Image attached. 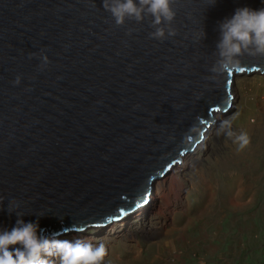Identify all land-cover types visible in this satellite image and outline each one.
<instances>
[{"label": "water", "instance_id": "1", "mask_svg": "<svg viewBox=\"0 0 264 264\" xmlns=\"http://www.w3.org/2000/svg\"><path fill=\"white\" fill-rule=\"evenodd\" d=\"M209 3L177 0L178 34L161 42L148 20L117 27L103 0H0V227L15 224L13 199L46 234L105 225L148 202L153 177L231 103V75L205 79L218 22L264 7ZM243 67L262 72L264 61Z\"/></svg>", "mask_w": 264, "mask_h": 264}, {"label": "rangeland", "instance_id": "2", "mask_svg": "<svg viewBox=\"0 0 264 264\" xmlns=\"http://www.w3.org/2000/svg\"><path fill=\"white\" fill-rule=\"evenodd\" d=\"M249 74L242 98L221 113H238L233 127L249 133L250 146L238 152L231 140L215 135L199 142L194 161L182 171L169 169V202L154 197L161 189L148 193L147 218L157 235L133 231L109 240L108 223L102 231L85 229L96 237L93 244L105 243V264H264V75ZM219 124L211 128L215 133ZM134 213L127 218L140 227Z\"/></svg>", "mask_w": 264, "mask_h": 264}, {"label": "clouds", "instance_id": "3", "mask_svg": "<svg viewBox=\"0 0 264 264\" xmlns=\"http://www.w3.org/2000/svg\"><path fill=\"white\" fill-rule=\"evenodd\" d=\"M177 0H103V9L109 12L117 27L125 25L126 20L137 24L149 21L153 29L150 39L163 42L175 37L178 32L174 27L176 10L173 5ZM216 0H210L214 5ZM264 3V0H262ZM132 29L126 34L131 35ZM219 38L212 53V62L207 68L206 80L219 83L225 75L244 71V61H264V7L253 9L248 6L237 7L234 14L218 22ZM206 38L203 28L199 29L197 42ZM36 56L30 53L29 58ZM40 68L50 63L46 54H42ZM248 71V70H247ZM245 71V72H247ZM17 76L14 84H19ZM238 113L220 121L216 136L231 140L238 152L251 144V137L245 130L234 129L233 124ZM3 197H0V204ZM20 209V202L13 199L8 204L9 214L15 213L16 221L10 229L0 227V264H105L108 250L103 242L93 244L84 238L74 240L59 239L68 230L45 234L40 228L39 219L25 221V214ZM43 216V215H42ZM41 216V217H42Z\"/></svg>", "mask_w": 264, "mask_h": 264}, {"label": "bare ground", "instance_id": "4", "mask_svg": "<svg viewBox=\"0 0 264 264\" xmlns=\"http://www.w3.org/2000/svg\"><path fill=\"white\" fill-rule=\"evenodd\" d=\"M247 73H251L249 75H252V74H263L264 75V70L262 72H260L259 70L257 69H251V70H248ZM246 72L242 73V74H239V73H236V72H233L231 74L232 78L230 79V83H229V90L227 91L228 94H230L232 96L231 98V103H230V107L228 110H231L232 107L235 104V102H238V100L241 97V93L243 91V87L246 85L247 81H245L247 79V77L245 76V74H247ZM221 109H216L212 112V115L211 117H214L215 120L214 122L212 123L213 125H211L210 127H207L205 126L204 127V130L203 132H201V140L199 142H203L205 140H208V139H212L214 140L215 139V131H213V129H211L214 124L216 123H220V121L228 118L226 117V114L223 115L221 113ZM224 112V111H222ZM228 112V111H227ZM204 135V136H202ZM204 137V139H203ZM195 143L194 146L192 147L193 150H191L190 152L186 153V151L184 152H181V154L179 153L178 154V158L181 159V162L180 163H177L178 161L175 160L171 165L170 167L168 168L171 169V171L173 172H178V171H182L185 167H187L191 162L194 161V158L196 157L194 155V150H199L198 148L201 147V143ZM191 148V149H192ZM167 172H165V174L163 175H159L158 174V171H157V177H153L152 181L149 182V191L151 188H154L155 190L157 189H161L160 193H158L157 195H155L154 197L158 196L159 200H160V203H162L163 201H167L169 202V200L166 198L167 197V194H168V189H169V185L171 184V181L168 179V176H167ZM174 178H178V174L177 173H174L173 175ZM234 189V188H233ZM148 191V193H149ZM124 198V196H122ZM147 199H148V194L146 195ZM151 198V200H153V198ZM135 203H137V199H135ZM148 203H149V199H148V202L145 203V204H142V205H139L137 207H135L134 209L132 210H129L127 213H124L122 214L119 218L113 220L112 217H110L109 221H108V225L106 227V230H107V237L109 240L112 239L114 236H117L119 235H123V234H127L129 232H139L140 234L144 235V236H153V235H157L158 233H160V230L156 228V226L153 225L152 227V221H150V215H149V218H147L148 216V213H147V210L149 208L148 206ZM167 205H165L164 207H162V213H167L168 211V208L166 207ZM132 211H135L134 213V217L135 218H139L138 221H141V226L138 227L137 225V220L136 221H129L130 218H127V215L128 213L132 212ZM114 212H116V210H114ZM150 212L153 213H156V211H152V209H150ZM159 212V211H158ZM60 225L62 226L63 223L59 222ZM107 224V223H106ZM105 224V225H106ZM105 225H94V224H89L87 225L86 227H84L83 229L81 230H77V229H67L68 230V233L67 234H63L61 235L60 237H58L59 239H68V240H74L78 237H81V238H84L86 239L87 241L89 240L90 242L91 241H95L96 240V237L95 236H86V233H83V231H85V229H88L89 227H95L98 231L99 230H103L105 229ZM118 227V228H117ZM138 227V228H137ZM90 229V228H89ZM44 232L46 230V228H43ZM71 231V232H70ZM91 232V231H90ZM46 234V232H45ZM91 234V233H90Z\"/></svg>", "mask_w": 264, "mask_h": 264}]
</instances>
